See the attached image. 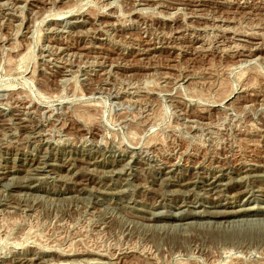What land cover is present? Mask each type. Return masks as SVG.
<instances>
[{
	"label": "rangeland",
	"instance_id": "1",
	"mask_svg": "<svg viewBox=\"0 0 264 264\" xmlns=\"http://www.w3.org/2000/svg\"><path fill=\"white\" fill-rule=\"evenodd\" d=\"M263 195L264 0H0V264H264Z\"/></svg>",
	"mask_w": 264,
	"mask_h": 264
},
{
	"label": "bare ground",
	"instance_id": "2",
	"mask_svg": "<svg viewBox=\"0 0 264 264\" xmlns=\"http://www.w3.org/2000/svg\"><path fill=\"white\" fill-rule=\"evenodd\" d=\"M113 16V15H112ZM64 20V19H63ZM82 22V21H81ZM252 51V50H251ZM244 74V73H243ZM12 90V89H11ZM94 107V106H93ZM243 178V177H242ZM262 192V191H261ZM262 199L264 200V195L262 196ZM243 211V210H242ZM248 212H251V210H245L243 213H248ZM207 214V213H206ZM210 216L213 217V218H224V217H228V216H236V215H240L241 213H239L238 211L236 212H216V213H210ZM204 215V214H203ZM255 222V221H254ZM239 224V223H238ZM104 254V253H103ZM233 258V257H231ZM226 259V258H225ZM230 259V257H229ZM225 261V260H224ZM237 261V260H236ZM233 262V261H232ZM219 263V262H218ZM222 263V262H221ZM225 264H230L231 261H225L224 262ZM232 264V263H231Z\"/></svg>",
	"mask_w": 264,
	"mask_h": 264
}]
</instances>
